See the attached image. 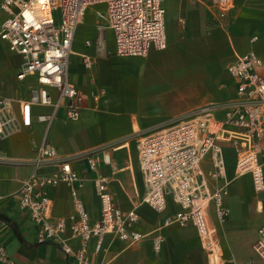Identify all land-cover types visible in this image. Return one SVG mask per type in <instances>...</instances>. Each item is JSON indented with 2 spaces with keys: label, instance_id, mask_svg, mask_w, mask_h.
Wrapping results in <instances>:
<instances>
[{
  "label": "crops",
  "instance_id": "1",
  "mask_svg": "<svg viewBox=\"0 0 264 264\" xmlns=\"http://www.w3.org/2000/svg\"><path fill=\"white\" fill-rule=\"evenodd\" d=\"M200 5L205 8V16H201ZM162 6L164 22L166 16L174 18L175 41L169 42L165 32V50H152L144 58L117 57L104 6L89 7L80 23L87 22L88 26L84 30L77 27L67 70L68 80L77 91L78 119H66L60 101L48 128L34 120L30 128L0 140V246L6 255L0 264H77L58 241L38 244L37 226L26 211L18 208L17 192L30 174L35 147L44 135L82 180L78 195L91 220L99 218L95 180L102 178L121 211L136 209L139 221L135 230L146 235L134 244L108 236L99 255L94 254L92 241L87 250L90 264H206L192 227L164 225L178 210L170 199L162 213L140 205L143 189L135 143L199 107L234 97L235 80L227 68L248 51L264 58V0H236L220 24L212 26L210 20L221 18L215 15L211 0H162ZM4 18L0 10V23ZM253 37L257 40L250 43ZM10 54L15 62L13 72L10 77H0V97L26 99L28 82L21 84L15 77L20 58ZM83 57L89 59V67L82 63ZM53 100L57 101L55 96ZM48 112L35 109L39 114ZM107 150L109 164L102 159V152ZM90 154L98 158L94 173L88 171L85 161ZM223 154L228 192L224 206L229 207L231 218L220 227L225 239L229 232L225 242L228 264H262L253 245L257 229L264 225V193H254L249 175L234 177L235 158L229 146H224ZM202 169L205 173L210 170L208 159ZM221 184L210 181L211 188ZM69 190L66 185L47 189L52 219L71 215ZM208 215L214 228L219 225L212 206ZM156 235L163 239L159 253L153 250ZM63 238L73 252L78 250L79 241L71 238L69 230ZM238 251L243 252L242 258L235 256Z\"/></svg>",
  "mask_w": 264,
  "mask_h": 264
},
{
  "label": "built area",
  "instance_id": "2",
  "mask_svg": "<svg viewBox=\"0 0 264 264\" xmlns=\"http://www.w3.org/2000/svg\"><path fill=\"white\" fill-rule=\"evenodd\" d=\"M236 0H211L217 18L234 8ZM103 5L107 27L113 33L114 52L120 58H144L152 50L166 48L165 10L162 0H1L5 18L0 23V41L10 53L20 58L17 82H28L26 99L0 97V140L9 139L31 127L33 121L49 127L59 102L65 118L77 120L80 106L77 91L68 80V64L77 27L85 12ZM256 37L250 39L254 43ZM89 46V42H86ZM85 67L90 66L83 57ZM235 80V95L223 103L199 107L169 127L141 137L135 143L138 168L142 177L140 205L162 213L167 199L177 207L172 219L164 225L192 227L197 234L206 264H222L221 246L216 229L209 220L212 206L217 223L222 226L228 216L224 206L227 195L224 146L233 150L234 177L249 175L255 193H264V58L248 51L227 68ZM53 96L57 101L53 100ZM49 109L35 113V109ZM105 153L102 159L105 164ZM209 160L205 173L202 164ZM87 169L94 173L98 158H85ZM31 171L20 186L18 208L26 211L37 226L36 241L44 244L58 241L62 251L72 254L77 264H90L89 244L94 254L104 251V240L111 237L134 244L143 239L135 230L139 221L136 209L121 211L113 202L105 179L95 180L99 218L91 220L78 195L82 180L71 162L49 143L46 135L35 147ZM210 181L222 184L211 188ZM66 185L70 188L72 213L51 218L48 188ZM79 241L73 252L63 234ZM253 249L264 264V225L257 229ZM163 239L153 238V250L159 253ZM0 259H6L0 246Z\"/></svg>",
  "mask_w": 264,
  "mask_h": 264
},
{
  "label": "rangeland",
  "instance_id": "3",
  "mask_svg": "<svg viewBox=\"0 0 264 264\" xmlns=\"http://www.w3.org/2000/svg\"><path fill=\"white\" fill-rule=\"evenodd\" d=\"M200 13H201V16L202 15L203 16L206 15L205 14L206 13L205 12V8H204L203 5H200ZM221 21H222V18L219 19V20H217V21L216 20H210L209 21V24H210L209 26H212L214 24H220ZM87 26H88L87 22H83L80 25V27H82L83 30ZM176 30L177 29H176V24L174 22V18H172L171 16H166V19H165V32H166V35H167V37L169 39V42L171 41V43H173L175 41V33H176ZM75 36H76V34H75ZM14 63L15 62H14V58H12V55L6 49L3 48V46H2V44L0 42V77H3V74H4V77H10V75L13 72L12 70H13V64ZM106 152H108V150ZM227 196L224 199H226ZM112 200H113V198H112ZM235 202H237V200ZM237 212H239V211H237ZM230 215L231 214H230V211L228 209L227 220H230V218H231ZM215 228H216V233H217V236H218V239L220 241L221 248H222L221 249V253H222V256H221V260L222 261L221 262H222V264H228L229 262L227 260L230 259V257H229V254L225 250V245H226V243L228 241L229 232H227L226 235H225L226 236V239H227V241H226V239L223 237V233L221 231L220 225L215 226ZM235 256L237 258H242L244 256V254H243V252H239L238 251V252L235 253Z\"/></svg>",
  "mask_w": 264,
  "mask_h": 264
},
{
  "label": "bare ground",
  "instance_id": "4",
  "mask_svg": "<svg viewBox=\"0 0 264 264\" xmlns=\"http://www.w3.org/2000/svg\"><path fill=\"white\" fill-rule=\"evenodd\" d=\"M105 160H106V163H109V161H110V158H109L107 153H105Z\"/></svg>",
  "mask_w": 264,
  "mask_h": 264
}]
</instances>
